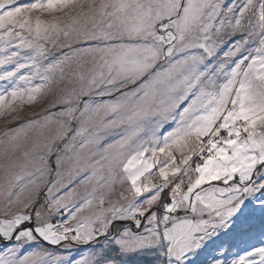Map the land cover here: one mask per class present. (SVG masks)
Wrapping results in <instances>:
<instances>
[{
  "label": "snow or ice",
  "instance_id": "obj_1",
  "mask_svg": "<svg viewBox=\"0 0 264 264\" xmlns=\"http://www.w3.org/2000/svg\"><path fill=\"white\" fill-rule=\"evenodd\" d=\"M0 264H264V0H0Z\"/></svg>",
  "mask_w": 264,
  "mask_h": 264
}]
</instances>
